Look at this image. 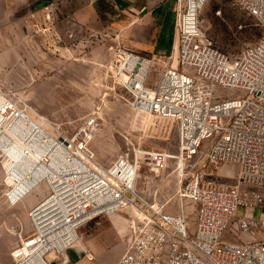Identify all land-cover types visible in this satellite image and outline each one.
<instances>
[{"label":"built area","instance_id":"built-area-1","mask_svg":"<svg viewBox=\"0 0 264 264\" xmlns=\"http://www.w3.org/2000/svg\"><path fill=\"white\" fill-rule=\"evenodd\" d=\"M206 1L178 0L182 69L166 66L152 82L151 58L112 49L110 77L129 95L132 108L177 124L174 157L143 150L102 164L92 147L101 126L97 115L66 133L30 101L0 88V206L22 203L40 185L48 189L28 210V234L0 213V225L19 237L9 248L13 264H53L80 240L82 227L120 213L129 220V235L117 264H264V211L253 215L264 208V0H235L262 33L234 60L199 25ZM193 159L237 165L236 181H206L199 169L187 170ZM170 160L182 177L181 206L185 200L197 204L195 223L184 207L180 214L166 212L165 204L150 203L137 191L143 164L159 172Z\"/></svg>","mask_w":264,"mask_h":264},{"label":"rangeland","instance_id":"rangeland-1","mask_svg":"<svg viewBox=\"0 0 264 264\" xmlns=\"http://www.w3.org/2000/svg\"><path fill=\"white\" fill-rule=\"evenodd\" d=\"M159 3H167L165 12L174 10L176 13L178 9V0H45L41 18L27 23L23 20L25 9L19 7L14 28L1 31L2 43L7 45L1 47V53L5 57L10 52V57L2 62L0 88L30 101L41 115L66 133L76 131L89 116L97 115L101 126L92 147L102 164L143 150L175 155L177 124L136 112L129 103V95L109 74V70L115 68L111 64L113 48L133 49L141 55L152 51L126 32ZM33 6L32 12L37 9V5ZM77 11L94 12L95 18L86 26H77ZM146 25L154 27L150 23ZM199 25L231 60L257 42L261 35L256 19L243 11L235 0L206 1L199 10ZM148 30L145 34H149ZM177 43L174 26L169 32L167 53L156 57L151 68L149 79L152 82L166 66L182 69L177 59ZM192 164L209 182L232 184L238 176V166L233 163L195 160ZM181 179L174 160L159 173L143 164L137 191L150 203L165 204L166 212L180 214L184 207L187 217L195 223L197 204L185 200L181 206L182 201L177 197ZM260 191L264 195V189ZM47 194V187L40 185L22 203L9 209L0 206V213L3 212L7 222L14 220L17 229L26 235L31 230L28 210ZM262 211L264 208L257 207L254 217L259 218ZM244 213L245 208H240L238 214ZM109 218L99 216L85 229L92 231L101 224L107 225ZM0 226V264H13L9 248L19 237L7 232L4 225Z\"/></svg>","mask_w":264,"mask_h":264},{"label":"crops","instance_id":"crops-1","mask_svg":"<svg viewBox=\"0 0 264 264\" xmlns=\"http://www.w3.org/2000/svg\"><path fill=\"white\" fill-rule=\"evenodd\" d=\"M43 1L45 0H0V70L2 62L10 57V52H7L5 57L1 53V47L7 46L2 43L1 31L14 28L15 12H20L19 7H24L23 20L27 23H32L35 19L41 18V15L44 14L41 9L45 8ZM33 5H37V9L32 12L31 6ZM165 7L168 8L167 3L157 4L143 16L139 23L135 22L126 32L133 40L149 46L152 53L147 52L143 55L151 58L153 63L156 57H162L167 53L166 45H169V32L174 30V26L176 29L177 9L176 13L174 10L165 12ZM158 11H160L159 14ZM29 13H31L30 17L27 16ZM75 15L77 26L81 27L86 26L85 24H89L95 18V13L91 11H77ZM148 19L151 21L149 22ZM148 23L154 27L147 28L146 24ZM147 29H150V31L148 30L149 34H145ZM176 49L178 54V43ZM132 51L134 50L132 49ZM134 52L138 53L137 51ZM2 177L0 162V183ZM92 221L90 223L94 222ZM107 221V225L101 224L97 228H92V231L85 229L86 225L82 227L80 240L61 253L53 264H117L127 248L129 220L126 215L120 213L110 216Z\"/></svg>","mask_w":264,"mask_h":264},{"label":"bare ground","instance_id":"bare-ground-1","mask_svg":"<svg viewBox=\"0 0 264 264\" xmlns=\"http://www.w3.org/2000/svg\"><path fill=\"white\" fill-rule=\"evenodd\" d=\"M200 0H195V2L197 3V2H199ZM202 5H200V7H201ZM171 157H174V154H171ZM195 160L196 159H193L191 162H189L187 165H186V168H187V170L189 171V172H194V171H196L195 170V166L196 165H193L192 163L193 162H195ZM157 173H159V172H157ZM54 257V256H53Z\"/></svg>","mask_w":264,"mask_h":264},{"label":"trees","instance_id":"trees-1","mask_svg":"<svg viewBox=\"0 0 264 264\" xmlns=\"http://www.w3.org/2000/svg\"><path fill=\"white\" fill-rule=\"evenodd\" d=\"M261 33H262V29H261ZM261 36V35H260ZM260 38V37H259Z\"/></svg>","mask_w":264,"mask_h":264}]
</instances>
